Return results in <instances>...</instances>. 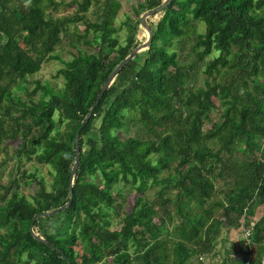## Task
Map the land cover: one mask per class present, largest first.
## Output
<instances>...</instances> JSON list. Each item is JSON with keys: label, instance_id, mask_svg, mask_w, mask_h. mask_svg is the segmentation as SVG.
<instances>
[{"label": "trees", "instance_id": "trees-1", "mask_svg": "<svg viewBox=\"0 0 264 264\" xmlns=\"http://www.w3.org/2000/svg\"><path fill=\"white\" fill-rule=\"evenodd\" d=\"M73 1V14L54 18L47 11L57 10V0H0V143L19 136L17 168L23 155L50 169L48 184L22 171L29 197L15 178L0 185V264H191L216 254L227 227H242L254 255L236 257L243 252L237 241L222 264H264V0H172L151 16L150 46L112 78L80 131L71 204L33 221L34 232L67 259L32 236L35 214L69 200L76 131L109 73L146 39L140 15L162 0L133 7L123 43L114 26L119 1L101 3L95 20L85 18L93 0ZM191 21L205 26L194 44L203 85H190L195 65L172 49ZM69 24L72 45L82 40L97 50L74 46L55 73L60 89L35 80L28 91V77L54 56ZM119 183L135 197L112 229L111 214L122 207Z\"/></svg>", "mask_w": 264, "mask_h": 264}, {"label": "rangeland", "instance_id": "rangeland-1", "mask_svg": "<svg viewBox=\"0 0 264 264\" xmlns=\"http://www.w3.org/2000/svg\"><path fill=\"white\" fill-rule=\"evenodd\" d=\"M60 4L57 8V10H48L47 15H51L54 18L57 17H63L65 15H71L76 11L77 4L73 0H57ZM110 1V0H109ZM120 3V7L118 9L117 15L114 19V26L118 29L117 37L119 43H123L126 38L127 34V26L124 23L127 19V17H130L132 19H136L133 7L137 5L138 2H143L144 0H117ZM105 2V0H93L91 6L85 13V18H89L90 20H95L97 18L96 12L99 11V5L101 3ZM156 19L155 17L149 18V23ZM151 20V21H150ZM84 24L79 22L77 24V29L79 33H84ZM204 24L198 21H191V25L186 29V32L184 35H182L179 38L175 39V43L172 46V49H174L179 56V60L181 63H191L195 65V69L193 72H191V80L190 85H203L205 76L200 70V68H197V64L194 63L195 60V41L196 36L198 33L204 31ZM144 28L141 27L139 30V36L141 37L144 32ZM74 24H69L68 29L66 32L61 34V40L58 45L55 46V49L53 51V57L49 60L43 62L38 72L33 74L32 76H29L28 79L31 81L30 84H28V91H31L34 87V81L38 80L42 85L45 83H49L55 90L60 89L63 85V78L58 76H55L56 70L64 65V61L70 59L73 52H76V48L74 46H77L81 50H92L96 51L97 48H87V45L82 42V40L77 41L76 45H72V39H76V34ZM85 36L88 39H91L93 37V33L89 31L85 34ZM217 52H214L213 55H216ZM213 78L216 80H221V78L216 75ZM211 80V78H208ZM33 81V82H32ZM14 91L21 95L23 98L27 97L26 93L22 90H18L17 88H14ZM40 91L38 90L37 93L34 95L35 99H37L38 94ZM45 98H48V95L45 96ZM215 104L217 105L218 101L217 99H214ZM222 108V107H221ZM220 111V107L217 108L215 111L212 112V116L214 119H217L218 113ZM8 128V127H7ZM63 128V127H61ZM133 129H131L132 131ZM130 131V132H131ZM8 133V132H7ZM122 136H125L124 132H120ZM21 143V139L19 136L11 138V139H3L0 143V185H7L8 182L12 178H15L18 181L19 189L26 195L30 196L33 192V189L31 188L32 184L29 185L25 184L26 181L29 180V178L21 179L22 171L26 170L28 173L33 172L38 177H43L45 182L48 184L50 181V169L46 164H38L33 160H27L23 155L21 156V164L18 167L17 162V152L16 149ZM122 184L119 183L115 187H119ZM216 195L218 197H223V191L225 188L223 185L216 183ZM158 189V186L150 187L146 195L149 199L153 198L155 196V191ZM114 194L116 193V189H114ZM0 192L2 190L0 189ZM121 201H122V207L117 211V214L112 213L111 214V228L115 229L118 228V224L116 223L122 216L123 213L128 212L131 209V206L134 203V197H135V191L129 186H121ZM217 211V210H216ZM257 218V215L255 216ZM242 227H238L235 229H232L230 227L222 228L220 236L218 237L217 245L214 249L216 252L215 255L207 254L202 255L198 258L193 257L191 259V264H222V259H224L225 254L223 253L226 248L231 249V251L237 250V241H243L242 243V249L243 252L240 254H236V257H246L247 259H251L254 255V250L251 251L249 254L247 253V250H249L248 246V239L246 237V233L241 231ZM4 228L2 227V230ZM226 237L227 241L225 242L224 246H222L221 239ZM233 243V244H231ZM231 244V246H230ZM230 247V248H229ZM232 255V254H231Z\"/></svg>", "mask_w": 264, "mask_h": 264}, {"label": "water", "instance_id": "water-1", "mask_svg": "<svg viewBox=\"0 0 264 264\" xmlns=\"http://www.w3.org/2000/svg\"><path fill=\"white\" fill-rule=\"evenodd\" d=\"M172 0H162L160 4L152 7V8H149L147 10H145L141 15H140V18H139V23H140V26L144 28V30L146 31V39L138 44L137 46H135L125 57L124 59L109 73V75L107 76L105 82L103 83L99 93L97 94L96 98H95V101L93 103V105L91 106L89 112L84 116V118L82 119L77 131H76V134H75V157H74V163H73V167H72V170H71V173H70V180H69V193H70V198L69 200L64 203L63 205L57 207V208H54V209H51V210H47V211H43V212H40L38 214H35L32 218V222L30 224V233L32 234V236L45 243L46 245H49L51 248H54L57 250V252L61 255V257L63 259H67L65 254L55 248V246L50 243L48 240L40 237L39 235H37L34 230H33V221L38 218V217H45V216H48V215H53V214H56L64 209H66L72 202V198H73V190H72V185H73V179H74V176H75V173H76V170L78 168V165H79V148H80V131L81 129L83 128V126L86 124V122L88 121V119L90 118V116L92 115L93 113V110L95 108V106L98 104L100 98L102 97L104 91L106 90V88L108 87L110 81L112 80V78L132 59V57L138 53L139 51L141 50H144L146 48H148L152 42V37H153V31H152V28H151V25L148 21V17L154 15L155 13L161 11L162 9H164L168 4L171 3ZM67 264H71L69 261H67Z\"/></svg>", "mask_w": 264, "mask_h": 264}]
</instances>
